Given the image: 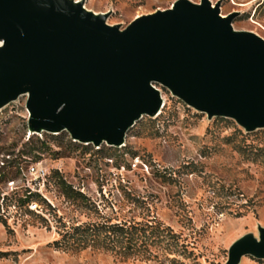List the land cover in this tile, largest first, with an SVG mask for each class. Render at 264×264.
<instances>
[{
    "label": "rangeland",
    "instance_id": "374dc122",
    "mask_svg": "<svg viewBox=\"0 0 264 264\" xmlns=\"http://www.w3.org/2000/svg\"><path fill=\"white\" fill-rule=\"evenodd\" d=\"M175 1L83 0V8L122 29ZM208 1L219 3L222 17L235 15L233 30L264 40V0ZM155 88L159 112L137 121L119 148L79 144L65 132H28L24 95L0 109V264H224L233 242L247 234L258 241L264 130L245 133L230 119L207 120ZM61 183L74 194H63ZM27 192L39 203H23ZM103 222L169 228L186 252L158 244L145 260L142 250L120 258L99 248L54 244L73 227ZM238 264L264 260L243 257Z\"/></svg>",
    "mask_w": 264,
    "mask_h": 264
},
{
    "label": "water",
    "instance_id": "95a60500",
    "mask_svg": "<svg viewBox=\"0 0 264 264\" xmlns=\"http://www.w3.org/2000/svg\"><path fill=\"white\" fill-rule=\"evenodd\" d=\"M213 6V7H212ZM219 3L176 0L109 26L83 0H0V109L24 95L27 130L119 148L161 108L160 86L207 120L264 130V40L235 31ZM233 242L224 264L264 260V228Z\"/></svg>",
    "mask_w": 264,
    "mask_h": 264
},
{
    "label": "trees",
    "instance_id": "16d2710c",
    "mask_svg": "<svg viewBox=\"0 0 264 264\" xmlns=\"http://www.w3.org/2000/svg\"><path fill=\"white\" fill-rule=\"evenodd\" d=\"M29 139L30 138H28V140ZM39 143L42 144L43 142ZM83 149L88 150L86 146H84ZM100 150L101 149L98 148L96 152ZM60 185L63 194L69 197L74 194L71 188L65 183H61ZM76 195L80 196L78 193H76ZM23 200V203L28 204L30 202L39 203L41 199L38 195L27 192ZM54 244L64 249L74 250L99 248L120 258L129 255L138 256L140 250H142L146 253V255H143L145 256V260L153 256L151 255L150 249L158 244H163L164 247L171 249L169 252L177 255L183 256L186 252L185 245L179 241L178 237H176L169 228H162L156 224L152 225L150 223H133L126 225L103 222L76 226L63 233L61 239L55 241ZM171 262L173 261L171 260Z\"/></svg>",
    "mask_w": 264,
    "mask_h": 264
}]
</instances>
